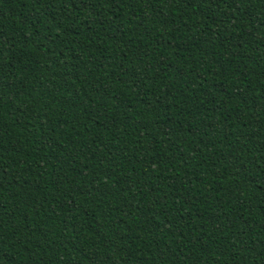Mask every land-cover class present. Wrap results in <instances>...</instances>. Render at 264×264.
<instances>
[{
    "label": "trees",
    "instance_id": "1",
    "mask_svg": "<svg viewBox=\"0 0 264 264\" xmlns=\"http://www.w3.org/2000/svg\"><path fill=\"white\" fill-rule=\"evenodd\" d=\"M0 264H264V0H0Z\"/></svg>",
    "mask_w": 264,
    "mask_h": 264
}]
</instances>
